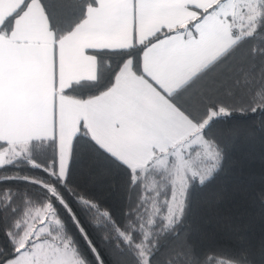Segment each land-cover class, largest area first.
Segmentation results:
<instances>
[{
  "label": "snow or ice",
  "instance_id": "1",
  "mask_svg": "<svg viewBox=\"0 0 264 264\" xmlns=\"http://www.w3.org/2000/svg\"><path fill=\"white\" fill-rule=\"evenodd\" d=\"M256 114L264 0H0V264H264L186 225Z\"/></svg>",
  "mask_w": 264,
  "mask_h": 264
},
{
  "label": "trees",
  "instance_id": "2",
  "mask_svg": "<svg viewBox=\"0 0 264 264\" xmlns=\"http://www.w3.org/2000/svg\"><path fill=\"white\" fill-rule=\"evenodd\" d=\"M221 128L230 146V160L215 179L193 191L186 225L193 239L203 238L217 247L234 245L237 231L259 244L264 240V117L237 115ZM94 172L93 163L86 159L75 168L82 185ZM104 193L109 204L118 205L122 195L118 185L105 186ZM92 235L99 242L100 237Z\"/></svg>",
  "mask_w": 264,
  "mask_h": 264
}]
</instances>
